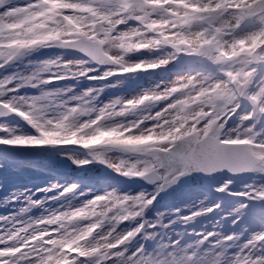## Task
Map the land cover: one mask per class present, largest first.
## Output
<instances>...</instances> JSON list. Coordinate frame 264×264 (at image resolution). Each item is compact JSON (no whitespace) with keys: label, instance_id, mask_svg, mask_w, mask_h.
<instances>
[{"label":"snow or ice","instance_id":"1","mask_svg":"<svg viewBox=\"0 0 264 264\" xmlns=\"http://www.w3.org/2000/svg\"><path fill=\"white\" fill-rule=\"evenodd\" d=\"M0 133L152 185L37 216L26 197L0 214V264H264V0H0ZM193 172L229 178L148 215Z\"/></svg>","mask_w":264,"mask_h":264},{"label":"rangeland","instance_id":"2","mask_svg":"<svg viewBox=\"0 0 264 264\" xmlns=\"http://www.w3.org/2000/svg\"><path fill=\"white\" fill-rule=\"evenodd\" d=\"M15 117L16 121L29 126L18 116L9 118V123L11 125H16V123L14 124L12 121ZM32 132H34V130H32ZM0 135H4V133H0ZM42 147L43 149L41 150L38 158L28 162L19 161V164L17 163V165H13L11 167L10 161L14 159V150L30 147L0 144V160L5 158L2 160L3 162H1V164L2 167L6 166L8 168L6 172H3L4 174L2 173L0 175V194L2 192L4 193V191L7 192V195H16V193L19 194L21 192H25L26 194L33 195V199L38 200L40 195L36 194L37 191L40 192V189L46 186L47 189L51 190L54 189L53 185H56L55 192L44 196L46 198L43 199L40 205L30 206V212L28 215L37 216L41 214L45 211L41 208L50 210L69 201L79 202L80 200L90 198L94 193L104 191L105 188L111 189L113 187H117L119 190L123 191L131 187L134 192L139 191L141 186L146 187L149 190L152 188V185L146 183L133 185L127 180V178L111 180L110 178L117 177V174L111 169L97 163L77 166L73 163V159L70 161L65 158V154L58 150L60 149L59 146ZM63 147L66 151L74 153V158H81L85 155V152L78 149L77 146L68 145ZM59 163L63 164V167H60ZM62 178H66L71 182L73 181L74 184L78 185L77 189L72 193H66L63 196H60L59 193L63 190V188L71 185V182H66ZM226 178H229V176H226L225 174L212 175L211 178H209L202 177L199 175V172H193L184 177L178 185H173L161 192L157 196L156 201H154V211H151L148 215L155 217L156 212H165L167 215V212L171 209L178 207L183 209V206L191 203L193 199H203L205 195H209L210 198H212L217 195L215 193V186L222 183ZM231 178L233 179V192H239L242 184L249 183L251 181V175L248 174H239L237 176H232ZM197 188H204L205 190H194ZM79 193H85V195L79 197ZM241 199L245 198L234 196L231 193L223 194V202L228 206H234L235 203ZM19 206L22 207L23 204H20ZM256 227L259 226L257 225Z\"/></svg>","mask_w":264,"mask_h":264},{"label":"bare ground","instance_id":"3","mask_svg":"<svg viewBox=\"0 0 264 264\" xmlns=\"http://www.w3.org/2000/svg\"><path fill=\"white\" fill-rule=\"evenodd\" d=\"M13 122H14V124L16 123V125L17 126H19L18 127V129L19 130H22V131H24L25 133H32V128L31 127H29V126H27V125H25L24 123H22V122H18V121H16V117H15V119L14 120H12ZM59 148L60 149H58V150H60V152L62 151L64 154H65V158L66 159H68V160H70L71 161V159H73L74 158V153H71L70 151H66L65 149H64V147L63 146H59ZM57 150V151H58ZM3 159H5V158H2L1 160H0V175L3 173V172H6L7 170H8V168L6 169L5 167H2V164H1V162H3L2 160ZM19 161H21L20 160V158H18L17 156H14V159H12L11 161H10V165H11V167L13 166V165H17V163L19 162ZM24 162V161H23ZM19 164V163H18ZM4 174V173H3ZM63 180H65L66 182H71V181H68V179H66V178H62ZM70 184H74V182L72 181ZM47 187V186H46ZM46 187H44V188H42V189H40V192H36V194H39L40 195V197L38 198V200H40L41 202L43 201V199L44 198H46V197H44V196H46V195H48V194H52V192H55V189H56V187H54V189H51V190H49V189H47ZM47 189V190H46ZM31 197L32 199H33V195H30V194H26L25 192H21V193H16V195H10V194H8L7 195V192L6 191H4V193L2 192L1 194H0V214H6V213H9V212H16L17 210H18V208L19 207H21V206H19L20 204L22 205L23 204V206H25L26 204H27V200H26V197ZM12 197H15V199H12ZM80 197V196H79ZM33 200H36V199H33ZM22 206V207H23ZM39 208V207H38ZM41 209H44V210H47L46 208H41ZM241 240L243 239V237H241L240 238ZM237 243H239V242H237Z\"/></svg>","mask_w":264,"mask_h":264},{"label":"water","instance_id":"4","mask_svg":"<svg viewBox=\"0 0 264 264\" xmlns=\"http://www.w3.org/2000/svg\"><path fill=\"white\" fill-rule=\"evenodd\" d=\"M42 149H43L42 146L30 147V148H22V149L14 150V153L18 157H20V158H22V159H24V160H26L28 162V161H33L34 159H36L39 156V154L41 153ZM200 175L205 176V174H203V173H200Z\"/></svg>","mask_w":264,"mask_h":264}]
</instances>
